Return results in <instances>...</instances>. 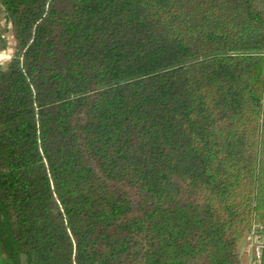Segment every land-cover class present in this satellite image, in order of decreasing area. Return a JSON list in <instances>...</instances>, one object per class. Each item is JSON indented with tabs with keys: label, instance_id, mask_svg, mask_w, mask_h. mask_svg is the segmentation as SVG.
<instances>
[{
	"label": "trees",
	"instance_id": "1",
	"mask_svg": "<svg viewBox=\"0 0 264 264\" xmlns=\"http://www.w3.org/2000/svg\"><path fill=\"white\" fill-rule=\"evenodd\" d=\"M0 5V262L240 264L264 227V0Z\"/></svg>",
	"mask_w": 264,
	"mask_h": 264
},
{
	"label": "crops",
	"instance_id": "2",
	"mask_svg": "<svg viewBox=\"0 0 264 264\" xmlns=\"http://www.w3.org/2000/svg\"><path fill=\"white\" fill-rule=\"evenodd\" d=\"M10 31L4 22L3 15H2V8L0 5V51H6L5 57L9 55V42L10 38ZM2 53H0L1 56ZM3 57L0 62L5 58ZM261 238L264 240V232L258 231ZM239 262L240 264H264V248L262 249V260L261 262L257 261L252 253V248L249 244L248 234H246L240 241H239Z\"/></svg>",
	"mask_w": 264,
	"mask_h": 264
},
{
	"label": "built area",
	"instance_id": "3",
	"mask_svg": "<svg viewBox=\"0 0 264 264\" xmlns=\"http://www.w3.org/2000/svg\"><path fill=\"white\" fill-rule=\"evenodd\" d=\"M247 234L249 238V244L252 248L253 256L257 261L261 262L262 249L264 248V240L261 238L260 234L258 233L257 227L254 224L250 225Z\"/></svg>",
	"mask_w": 264,
	"mask_h": 264
},
{
	"label": "rangeland",
	"instance_id": "4",
	"mask_svg": "<svg viewBox=\"0 0 264 264\" xmlns=\"http://www.w3.org/2000/svg\"><path fill=\"white\" fill-rule=\"evenodd\" d=\"M8 36H9V34H7ZM9 38H10V36H9ZM10 43V42H9ZM9 45V44H8ZM0 53H2L1 54V56H0V60L3 58V57H5V54H7V52L6 51H0ZM0 264H2L1 262H0Z\"/></svg>",
	"mask_w": 264,
	"mask_h": 264
},
{
	"label": "water",
	"instance_id": "5",
	"mask_svg": "<svg viewBox=\"0 0 264 264\" xmlns=\"http://www.w3.org/2000/svg\"><path fill=\"white\" fill-rule=\"evenodd\" d=\"M261 230H263V231H264V227H261Z\"/></svg>",
	"mask_w": 264,
	"mask_h": 264
}]
</instances>
